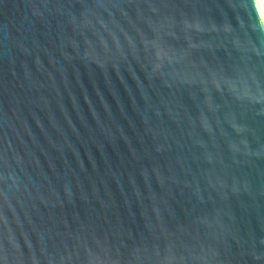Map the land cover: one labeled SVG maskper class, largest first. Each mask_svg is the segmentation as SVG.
<instances>
[{
    "label": "water",
    "instance_id": "95a60500",
    "mask_svg": "<svg viewBox=\"0 0 264 264\" xmlns=\"http://www.w3.org/2000/svg\"><path fill=\"white\" fill-rule=\"evenodd\" d=\"M0 264H264L257 0H0Z\"/></svg>",
    "mask_w": 264,
    "mask_h": 264
},
{
    "label": "bare ground",
    "instance_id": "6f19581e",
    "mask_svg": "<svg viewBox=\"0 0 264 264\" xmlns=\"http://www.w3.org/2000/svg\"><path fill=\"white\" fill-rule=\"evenodd\" d=\"M257 1H258L259 7H260V10H261L263 19H264V4H263L262 0H257Z\"/></svg>",
    "mask_w": 264,
    "mask_h": 264
},
{
    "label": "rangeland",
    "instance_id": "374dc122",
    "mask_svg": "<svg viewBox=\"0 0 264 264\" xmlns=\"http://www.w3.org/2000/svg\"><path fill=\"white\" fill-rule=\"evenodd\" d=\"M263 4H264V0H262Z\"/></svg>",
    "mask_w": 264,
    "mask_h": 264
}]
</instances>
